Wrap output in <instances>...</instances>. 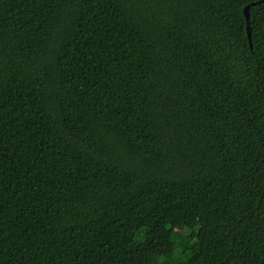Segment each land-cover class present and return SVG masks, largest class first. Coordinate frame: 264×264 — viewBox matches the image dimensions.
<instances>
[{"label": "trees", "instance_id": "16d2710c", "mask_svg": "<svg viewBox=\"0 0 264 264\" xmlns=\"http://www.w3.org/2000/svg\"><path fill=\"white\" fill-rule=\"evenodd\" d=\"M0 264H264V0H0Z\"/></svg>", "mask_w": 264, "mask_h": 264}, {"label": "water", "instance_id": "95a60500", "mask_svg": "<svg viewBox=\"0 0 264 264\" xmlns=\"http://www.w3.org/2000/svg\"><path fill=\"white\" fill-rule=\"evenodd\" d=\"M250 6H247L245 9V14L247 16V21H248V31H249V36L251 37V32H250V13H249Z\"/></svg>", "mask_w": 264, "mask_h": 264}, {"label": "rangeland", "instance_id": "374dc122", "mask_svg": "<svg viewBox=\"0 0 264 264\" xmlns=\"http://www.w3.org/2000/svg\"><path fill=\"white\" fill-rule=\"evenodd\" d=\"M179 231H181L182 229H183V226L182 225H180V226H178V228H177Z\"/></svg>", "mask_w": 264, "mask_h": 264}]
</instances>
